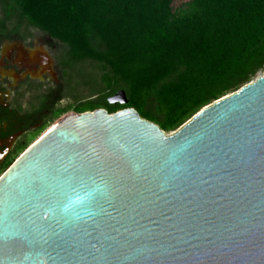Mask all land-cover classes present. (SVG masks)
I'll use <instances>...</instances> for the list:
<instances>
[{
	"label": "water",
	"instance_id": "water-1",
	"mask_svg": "<svg viewBox=\"0 0 264 264\" xmlns=\"http://www.w3.org/2000/svg\"><path fill=\"white\" fill-rule=\"evenodd\" d=\"M0 264H264V72L170 134L59 116L0 176Z\"/></svg>",
	"mask_w": 264,
	"mask_h": 264
},
{
	"label": "trees",
	"instance_id": "trees-1",
	"mask_svg": "<svg viewBox=\"0 0 264 264\" xmlns=\"http://www.w3.org/2000/svg\"><path fill=\"white\" fill-rule=\"evenodd\" d=\"M175 1L0 0V39L39 32L61 44L68 83L93 97L55 109L42 96L53 120L134 108L167 133L264 71V0Z\"/></svg>",
	"mask_w": 264,
	"mask_h": 264
},
{
	"label": "flooded vegetation",
	"instance_id": "flooded-vegetation-1",
	"mask_svg": "<svg viewBox=\"0 0 264 264\" xmlns=\"http://www.w3.org/2000/svg\"><path fill=\"white\" fill-rule=\"evenodd\" d=\"M41 35L0 39V176L37 137L29 140L45 119L42 96L50 97L65 78L61 50Z\"/></svg>",
	"mask_w": 264,
	"mask_h": 264
},
{
	"label": "rangeland",
	"instance_id": "rangeland-1",
	"mask_svg": "<svg viewBox=\"0 0 264 264\" xmlns=\"http://www.w3.org/2000/svg\"><path fill=\"white\" fill-rule=\"evenodd\" d=\"M187 1L188 0H176L174 3V6L177 7L180 4L185 3ZM33 33L37 34L39 36H42L39 32H33ZM52 41H53L52 43L57 44L58 49L61 50V44L59 42H55L53 39H52ZM60 53H61V51L59 52V55H60ZM86 66H87V69L89 70L90 69L89 65L86 64ZM263 72L264 71L259 72L257 75H261ZM70 78H71V74H68L67 76L65 75V78L62 77L63 81H61L60 87H58V88L54 87L52 96L49 97L50 102H52V100L54 98L53 96L55 95V98H54V103H55L54 108L55 109H58L61 107H67V106L72 105V104L74 105V104H77L78 101H82L84 99L93 97V93L90 92L89 87L82 85V84H80V85L77 84L76 79L72 80L71 83L69 84L68 82H69ZM55 120H53V118H52V113L46 111L44 122L40 126L42 127L46 121H48V126H49ZM172 132H174V131H170L167 133L170 134ZM32 135L30 136V138L33 137Z\"/></svg>",
	"mask_w": 264,
	"mask_h": 264
}]
</instances>
